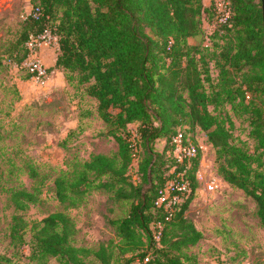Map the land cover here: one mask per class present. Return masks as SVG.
<instances>
[{
  "label": "trees",
  "instance_id": "obj_1",
  "mask_svg": "<svg viewBox=\"0 0 264 264\" xmlns=\"http://www.w3.org/2000/svg\"><path fill=\"white\" fill-rule=\"evenodd\" d=\"M29 1L31 13L8 58L20 66L27 55V38L50 30L58 52L47 73L61 70L70 86L82 88L93 98L107 135L117 143L112 155L92 154L60 170L53 182L54 196L66 207H75L89 192L104 190L121 200L127 210L125 215L108 220L118 238L115 256L104 245L97 250L74 245L75 226L64 212L51 213L28 225L23 212L39 202L40 184L30 189L13 188L9 190L14 209L9 226L11 247L27 245V258L40 264L48 258L56 264H87L89 256L98 264H197L195 255L187 250L202 233L185 212L195 196L201 151L187 171L191 193L169 220L156 205L158 190L171 176L170 169L183 167L170 153L171 136L182 131L194 141L193 134L178 127L182 124L205 132L214 149L216 173L255 202L259 224L264 228L261 0H227L229 18L207 36L203 25L214 21L212 0L210 5H204L203 0ZM198 36L207 39L203 47L213 50L212 57L207 59L190 43ZM210 59L218 70L216 79L210 74ZM31 76L27 71L21 79ZM209 105L219 111L229 105L234 115L245 116L247 136L255 143L251 152L245 143L231 138L228 113L219 117L212 114ZM130 124L136 125L134 132ZM159 140L165 142L160 152L155 149ZM133 159L137 160L136 183L127 175ZM29 172L32 179L37 177L35 169ZM156 222L162 225L158 239L151 228ZM175 231L178 233L171 235ZM0 264H12V260L0 255Z\"/></svg>",
  "mask_w": 264,
  "mask_h": 264
},
{
  "label": "rangeland",
  "instance_id": "obj_2",
  "mask_svg": "<svg viewBox=\"0 0 264 264\" xmlns=\"http://www.w3.org/2000/svg\"><path fill=\"white\" fill-rule=\"evenodd\" d=\"M206 2L211 4V0ZM30 12L29 0H0V255L11 258L12 264H40L27 258L30 254L27 245L20 248L9 245V226L14 213L9 190L30 189L39 183V202L23 212L28 225L51 213L64 212L75 226L74 245L90 250L104 245L118 256V238L108 220L125 215L126 205L121 200L114 199L110 192L98 190L89 192L79 206L66 207L54 196L53 182L60 170L71 168L74 162L87 160L92 154L112 155L117 151V143L107 135V126L97 116L96 101L86 96L82 88L70 86L64 78L66 86L49 89L46 81L50 72L41 82L21 79L26 69L18 68L8 54ZM203 27L207 36L208 23L204 22ZM218 42L222 45L223 39ZM190 43L207 59L212 57L213 50L203 47L208 43L206 38H191ZM48 44L58 47L53 37ZM209 69L211 77L216 79L218 70L213 59L209 60ZM205 86L208 89V83ZM229 107L224 105L219 111L209 105L208 109L219 117L228 113L230 119L226 125L231 138L245 143L251 152L255 143L247 136L248 122L245 116L234 115ZM128 127L134 132L136 125ZM178 127L193 134L195 143L203 147L201 176L197 178L194 199L185 212L202 237L187 253L195 255L197 264H222L224 259L228 264H264V228L259 224L255 202L242 190L228 187L216 173L214 149L204 131L197 126L192 131L187 124ZM164 144V140L157 141L155 149L160 152ZM32 168L37 172L35 179L29 174ZM136 170L137 160L133 159L127 175L135 183ZM211 180L216 188L209 192L205 183ZM29 237L27 231L25 239ZM85 261L98 264L92 256ZM43 264H56V261L48 258Z\"/></svg>",
  "mask_w": 264,
  "mask_h": 264
},
{
  "label": "built area",
  "instance_id": "obj_3",
  "mask_svg": "<svg viewBox=\"0 0 264 264\" xmlns=\"http://www.w3.org/2000/svg\"><path fill=\"white\" fill-rule=\"evenodd\" d=\"M213 11H214V21L209 24V32L215 29L217 24L226 23L230 16V7L227 0H212ZM37 12V9H36ZM31 13V12H30ZM29 13V14H30ZM56 40V37L51 33L50 30H45L43 33L38 35H30L24 42V47L27 50L26 58L23 60L18 68H25L28 72L32 74L31 79L35 82L44 81L48 73L46 67L41 62L38 52L43 45L49 46V41L51 38ZM171 155L174 157L176 162L182 164V169L174 170V167L170 169L171 176L165 181L163 186L158 190V198L156 200V205L161 206L164 210L165 220H169L173 215L176 207L182 203L190 191V180L188 178L187 171L191 167L193 158L196 156L198 151L203 150V147L197 143H191L188 137H184L182 131H178L171 136ZM201 176L200 168L198 167L195 172L196 179ZM216 188L213 180L205 183V190L212 192ZM162 225L160 222H156L152 231L154 233V238L158 239ZM148 259H145L147 261ZM222 264H228L224 259Z\"/></svg>",
  "mask_w": 264,
  "mask_h": 264
},
{
  "label": "crops",
  "instance_id": "obj_4",
  "mask_svg": "<svg viewBox=\"0 0 264 264\" xmlns=\"http://www.w3.org/2000/svg\"><path fill=\"white\" fill-rule=\"evenodd\" d=\"M206 1L207 0H203L204 5H209L210 2L208 3ZM57 52H58V47H52V46H48V45H43L40 48V50L38 52V55H39V58H40L41 62L44 64V66L46 68H51V67L54 66L55 60H56V56H57ZM46 84H47V87L49 89H54L56 87L66 86V83L64 81L63 72L61 70H59V69L51 70L50 76H49L48 80L46 81ZM17 86H19V83H17ZM202 159L203 158L201 157L199 166L202 165V161H203ZM227 186L229 187L228 184H227Z\"/></svg>",
  "mask_w": 264,
  "mask_h": 264
},
{
  "label": "water",
  "instance_id": "obj_5",
  "mask_svg": "<svg viewBox=\"0 0 264 264\" xmlns=\"http://www.w3.org/2000/svg\"><path fill=\"white\" fill-rule=\"evenodd\" d=\"M261 11H262V22H263V29H264V0H261Z\"/></svg>",
  "mask_w": 264,
  "mask_h": 264
}]
</instances>
